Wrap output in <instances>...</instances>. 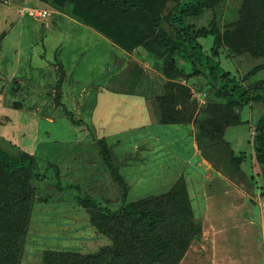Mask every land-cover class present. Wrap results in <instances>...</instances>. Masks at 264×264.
Returning a JSON list of instances; mask_svg holds the SVG:
<instances>
[{"label": "rangeland", "instance_id": "rangeland-1", "mask_svg": "<svg viewBox=\"0 0 264 264\" xmlns=\"http://www.w3.org/2000/svg\"><path fill=\"white\" fill-rule=\"evenodd\" d=\"M175 4L168 1L160 11L172 38L166 20ZM242 6L243 0H222L188 24L217 26L222 39L215 59L247 87L264 79V72L251 75L263 61L239 50L234 23ZM31 11L50 16L36 19ZM131 33L143 41L125 51L65 7L0 0V150L16 159L33 155L47 177L34 176L31 183L45 201L90 196L115 212L123 200L159 196L184 180L201 234L180 264H264V165L254 149L264 105L235 108L240 124L222 125L217 117H226V102L206 79L182 74L169 81L164 50L143 28ZM200 42L213 56L214 38ZM170 83L182 86L172 99L167 96ZM111 91L135 95L139 102L121 113L122 99ZM131 111L143 122L123 117ZM162 112L182 124L163 125ZM214 121L222 125L218 137L209 132ZM101 140L113 150L117 174L102 163ZM232 154L245 155L238 168L230 164ZM43 203H35L34 244L25 246L22 264H43L45 250L90 253L85 242L96 230L87 211Z\"/></svg>", "mask_w": 264, "mask_h": 264}, {"label": "trees", "instance_id": "trees-1", "mask_svg": "<svg viewBox=\"0 0 264 264\" xmlns=\"http://www.w3.org/2000/svg\"><path fill=\"white\" fill-rule=\"evenodd\" d=\"M41 1L65 7L70 15L82 19L85 25L93 27L125 51H132L142 43L143 40L135 38L131 31L143 28L145 35L164 50V75L169 81L182 74L203 77L214 88L216 96L226 102V117L224 120L220 114L217 117L223 121L222 125L240 124L234 114L235 108H244L251 103L264 105V79L253 81L246 87L215 59L222 39L217 26L210 23L208 27L196 29L188 24V20L202 17L206 11L219 6L222 0ZM168 1L176 3L166 20L173 38L160 20L161 7ZM158 3H161L159 7ZM234 25L235 34L241 41L239 50L263 61L250 74L264 72V0H243ZM226 36L232 37L231 34ZM209 37L214 38L213 56L204 52L200 42V39ZM181 87L170 83L169 99L180 93ZM177 118L169 112H162L161 123L182 124ZM222 125L220 127L218 121H214L209 132L218 137ZM256 129L254 149L264 165V116L257 121ZM98 144L102 163L109 172L117 174L111 146L105 140ZM244 160V154H232L230 164L238 168ZM54 169L59 179L58 166L55 165ZM34 176L40 181L47 177L40 172L33 155L26 153L16 159L0 150V264H22L25 246L34 244L30 241L35 238L32 233L34 209L40 200L43 204L81 206L96 230L85 242L90 243V253L45 250L43 264H180L191 243L201 234L184 180L159 196L131 203L123 200L120 210L114 212L90 196H76L73 201L54 202L47 198L45 201L38 197L32 186ZM84 233H90V230L86 229ZM95 236L105 240V244Z\"/></svg>", "mask_w": 264, "mask_h": 264}, {"label": "crops", "instance_id": "crops-1", "mask_svg": "<svg viewBox=\"0 0 264 264\" xmlns=\"http://www.w3.org/2000/svg\"><path fill=\"white\" fill-rule=\"evenodd\" d=\"M51 74H52V72H51ZM66 79H67V77H66ZM65 79V80H66ZM65 82V81H64ZM111 94H115V95H117V96H115V98H121L122 99V101H120V103L118 104V107H121V109H119L120 110V112L121 113H124V112H122L121 110H127L128 108L131 110L133 107H134V105L136 104V103H138L139 102V99H137V97L135 96V95H131V94H126V95H124V94H120V93H115V92H112L111 91ZM142 102V101H141ZM143 103V102H142ZM63 104V103H62ZM64 105V104H63ZM137 111H135V112H132L131 111V115H123V117H127V118H129V119H134L136 122H143V120L141 119L140 120V118L141 117H138V118H135V113H136ZM138 114L140 115V116H142V118L143 119H145V113H143V112H141V111H139L138 110ZM144 114V115H143ZM124 120V119H123ZM138 120V121H137ZM125 122H126V120H125ZM148 127L150 128V126L149 125H144V126H142V128L144 129V130H146V131H148ZM103 138V137H102ZM94 238H97L96 236L94 237ZM97 239H99V240H102L101 238H97ZM105 240H102V242H103V244H105V242H104Z\"/></svg>", "mask_w": 264, "mask_h": 264}, {"label": "built area", "instance_id": "built-area-1", "mask_svg": "<svg viewBox=\"0 0 264 264\" xmlns=\"http://www.w3.org/2000/svg\"><path fill=\"white\" fill-rule=\"evenodd\" d=\"M30 17H34L36 19L40 18V19H46L50 16L49 12L47 11H38L37 14H35L34 12H29Z\"/></svg>", "mask_w": 264, "mask_h": 264}]
</instances>
